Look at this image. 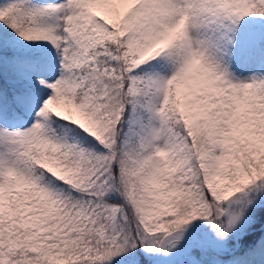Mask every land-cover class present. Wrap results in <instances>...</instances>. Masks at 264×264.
<instances>
[{"label":"snow or ice","instance_id":"1","mask_svg":"<svg viewBox=\"0 0 264 264\" xmlns=\"http://www.w3.org/2000/svg\"><path fill=\"white\" fill-rule=\"evenodd\" d=\"M0 264H264V0H0Z\"/></svg>","mask_w":264,"mask_h":264}]
</instances>
